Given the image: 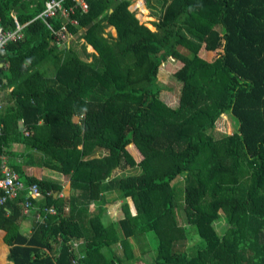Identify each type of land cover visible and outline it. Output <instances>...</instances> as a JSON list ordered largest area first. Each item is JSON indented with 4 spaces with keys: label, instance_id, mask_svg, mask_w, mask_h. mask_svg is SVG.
Returning a JSON list of instances; mask_svg holds the SVG:
<instances>
[{
    "label": "trees",
    "instance_id": "1",
    "mask_svg": "<svg viewBox=\"0 0 264 264\" xmlns=\"http://www.w3.org/2000/svg\"><path fill=\"white\" fill-rule=\"evenodd\" d=\"M84 1L64 0L81 35L60 48L42 1L0 0L2 25L27 24L0 55V177L5 157L39 185L43 217L21 230L27 190L0 206L6 264H264V0H145L154 31L131 0ZM169 60L176 107L158 81Z\"/></svg>",
    "mask_w": 264,
    "mask_h": 264
},
{
    "label": "built area",
    "instance_id": "2",
    "mask_svg": "<svg viewBox=\"0 0 264 264\" xmlns=\"http://www.w3.org/2000/svg\"><path fill=\"white\" fill-rule=\"evenodd\" d=\"M74 1L77 3L78 6L81 7L83 11L87 10L88 6L84 0ZM73 10V8L66 9L64 7V0H46L44 10L35 18V20L40 19L45 24H47L48 28L51 30L54 36L53 43H55L60 48L68 45L72 40L76 39V35H72L66 28L68 24L78 26V23L70 18ZM136 10L137 9H135L133 12H135ZM61 17H63L64 19L62 22L63 25L60 27V29H55L53 27V24L50 23V21L53 19H59ZM13 20L15 27L7 28L1 24L0 19V55L3 53L5 47L10 42L19 41L24 36L23 31L24 28L27 27V24H21L16 17H14ZM3 67H7V65L4 63ZM4 102V91L2 88V83L0 82V109L3 107ZM1 132L2 126L0 125V135ZM1 174L2 176L0 177V206L5 205L8 201H12L19 198V196L25 190H27V198L23 203V215L25 217L35 218L36 221L38 220L40 222H43V217L41 215L32 214V211L35 208L32 201L30 200V198L36 201L41 199L42 193L39 189V185L35 184L27 188L26 184H24V182L20 179L19 175L9 167L5 157H3L1 163ZM44 211L50 215L56 214V209L54 208L45 209Z\"/></svg>",
    "mask_w": 264,
    "mask_h": 264
},
{
    "label": "rangeland",
    "instance_id": "3",
    "mask_svg": "<svg viewBox=\"0 0 264 264\" xmlns=\"http://www.w3.org/2000/svg\"><path fill=\"white\" fill-rule=\"evenodd\" d=\"M131 1H132L131 6H132L137 0H131ZM139 18L141 22L146 24V26L148 24L147 27L151 25L149 24L150 21H143L140 15H139ZM77 46H79V44ZM89 51L91 52L92 50H89ZM179 65H180L179 62L169 60L167 64H163L160 67V71H159L158 81H159L160 86L162 87V99L170 107H176L178 104V97L180 94L181 84L175 80L173 75L175 71L179 68ZM75 121L77 122L78 118H75ZM216 133L217 134H232L233 133V126H232V123L229 117L223 116L217 120ZM127 149L133 155V157L135 158L137 162H140L142 160L143 157L138 154L137 150H135L134 148L130 146H128ZM65 185L67 184L64 183V186ZM177 193H178L177 200H179L178 202H181L182 199H181V196H179L180 191H178ZM106 214L109 217L118 216L120 214L118 210V205L108 207V213Z\"/></svg>",
    "mask_w": 264,
    "mask_h": 264
},
{
    "label": "crops",
    "instance_id": "4",
    "mask_svg": "<svg viewBox=\"0 0 264 264\" xmlns=\"http://www.w3.org/2000/svg\"><path fill=\"white\" fill-rule=\"evenodd\" d=\"M39 1H42L45 5V2L46 0H39ZM141 2L142 6H144L146 9H147V12H148V15L151 17L150 15V11L148 10L147 6H146V3H145V0H137L131 7H130V10L131 11H134L135 9H137L135 12H136V15L137 17L139 18V15H141L143 12H142V8L140 5H138V2ZM24 2L26 4H28V9L26 10L27 14L33 12L36 8H37V0H24ZM22 10V9H21ZM21 13V12H20ZM11 16L12 18L16 17L17 18V12L16 11H11ZM153 18V17H152ZM140 20V18H139ZM141 21V20H140ZM152 22H156V19L153 18L149 24L152 25ZM75 25L73 24H68L66 26L67 30L73 35L74 32L72 31V28H74ZM148 26V24H147ZM153 26V25H152ZM150 28V27H149ZM151 29V28H150ZM152 30V29H151ZM155 29H153L152 31H154ZM109 31L114 35L116 36V31L114 28H109ZM81 35V30H79L78 32V35H76V39L78 36ZM73 41V40H72ZM71 41V42H72ZM80 43H84V40H80ZM88 51L89 50H92L91 52H94L93 48L91 46H88ZM90 52V51H89ZM28 171H29V174L37 177V178H41L43 176H53V177H57V175H53L49 170L45 169V168H41V167H38V166H32L30 168H28ZM60 178V177H59ZM61 181L67 185L64 186L63 188V195L65 196H69L70 193H71V183L69 182V178L68 176H61ZM32 228H33V218L32 217H25L24 220L22 221L21 223V230L25 233H30L32 231ZM4 236H5V232L0 230V264H6L7 261H6V255H7V251H8V246L4 243Z\"/></svg>",
    "mask_w": 264,
    "mask_h": 264
},
{
    "label": "bare ground",
    "instance_id": "5",
    "mask_svg": "<svg viewBox=\"0 0 264 264\" xmlns=\"http://www.w3.org/2000/svg\"><path fill=\"white\" fill-rule=\"evenodd\" d=\"M138 5L141 6V8H142V12H143V13L140 15L141 19H142L143 21H151L153 18L150 17V16L148 15L147 9H146L144 6H142V4H141L140 1L138 2ZM149 27H150L151 29H154V27H153L152 25H149Z\"/></svg>",
    "mask_w": 264,
    "mask_h": 264
},
{
    "label": "water",
    "instance_id": "6",
    "mask_svg": "<svg viewBox=\"0 0 264 264\" xmlns=\"http://www.w3.org/2000/svg\"><path fill=\"white\" fill-rule=\"evenodd\" d=\"M4 61H1L0 69L3 67Z\"/></svg>",
    "mask_w": 264,
    "mask_h": 264
}]
</instances>
